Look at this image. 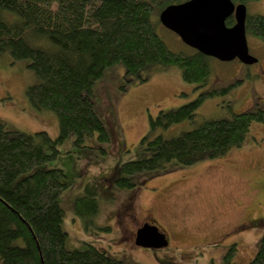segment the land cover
<instances>
[{"label":"trees","instance_id":"obj_1","mask_svg":"<svg viewBox=\"0 0 264 264\" xmlns=\"http://www.w3.org/2000/svg\"><path fill=\"white\" fill-rule=\"evenodd\" d=\"M247 1L232 0L235 4ZM180 2L184 0H0V56L5 53L11 62L26 61L25 66L38 77L27 87L26 97L35 108L53 111L59 129L55 137L44 130H0V264H129L91 243L83 249L65 246V214L59 201L69 183L63 182L61 169L37 166L52 160L57 146L68 138L80 147L90 136L102 143L112 139L92 96V84L106 68L119 64L127 82L135 77L144 81L140 71L159 63L177 66L185 82L203 86L209 81V56L194 48L174 52L155 29L161 23L151 18L152 13ZM233 23V16L225 21L226 26ZM244 25L246 34L264 40V14H247ZM37 37L50 45L35 41ZM253 90L252 107L204 119L177 134L174 126L191 120L215 90L203 91L178 107L158 110L138 140L144 155L118 166L121 176L114 179L116 185L135 187L147 181L137 183L132 178L140 172L159 176L168 173L171 164L185 167L222 158L242 146L253 122L264 123V105L259 106L261 98ZM101 104H96L99 111ZM105 117L108 121L110 116ZM85 190V196L75 201L80 217L96 215L99 208L96 193ZM253 224L264 228V216ZM259 238L248 264H264V232ZM236 252L235 244H230L220 264H236Z\"/></svg>","mask_w":264,"mask_h":264},{"label":"rangeland","instance_id":"obj_2","mask_svg":"<svg viewBox=\"0 0 264 264\" xmlns=\"http://www.w3.org/2000/svg\"><path fill=\"white\" fill-rule=\"evenodd\" d=\"M245 3L248 15L264 14V0ZM158 14L153 12L151 18L158 20ZM155 29L174 52H190L169 29L161 24ZM246 35L248 52L257 62L245 65L237 59L221 61L209 56V81L203 86L183 81L177 66L155 63L140 71L144 81L135 77L131 82L126 81L119 64L104 69L102 78L92 84L93 106L112 139L102 143L94 135L80 147L68 138L57 146L52 160L37 166L61 169L63 182L69 183L59 201L65 214V246L83 249L91 243L129 264H220L227 247L234 243L237 252L233 261L249 263L264 232L250 222L252 216H264V123L253 122L244 144L222 158L185 167L171 164L168 173L155 177L140 172L132 178L137 183L147 181L135 187L121 188L114 182L121 174L118 166L122 162L144 155L138 140L158 110L178 107L203 91L215 90L191 120L174 126L177 134L204 119L252 107V88L263 107L264 40ZM35 41L50 45L43 37ZM25 64V60L11 62L5 53L0 56V130H44L55 137L59 131L55 113L35 108L26 97L27 87L38 77ZM97 103H102L103 112ZM103 114L110 116L109 124ZM86 188L96 193L99 208L96 215L80 217L75 213V201L85 196ZM144 221L153 222L165 233L166 247L140 248L133 242L134 231Z\"/></svg>","mask_w":264,"mask_h":264},{"label":"water","instance_id":"obj_3","mask_svg":"<svg viewBox=\"0 0 264 264\" xmlns=\"http://www.w3.org/2000/svg\"><path fill=\"white\" fill-rule=\"evenodd\" d=\"M229 16L234 23L225 25ZM246 5L232 0H184L173 3L159 12L161 25L190 48L221 61L237 59L245 65L257 62L248 52L245 20ZM138 247L162 249L168 245L164 232L154 224L144 223L135 232Z\"/></svg>","mask_w":264,"mask_h":264},{"label":"flooded vegetation","instance_id":"obj_4","mask_svg":"<svg viewBox=\"0 0 264 264\" xmlns=\"http://www.w3.org/2000/svg\"><path fill=\"white\" fill-rule=\"evenodd\" d=\"M253 217H254V216H252V219L250 218V219H251L250 222H251L252 224L254 223V221H256V220L259 218V217H258V218H256V219H254L255 217H254V218H253ZM144 223H149V224H151V223H153V222H147V221H144V222H142V223L140 224V226L143 225ZM140 226H139L138 228H140ZM233 227H236V225H233ZM138 228H137V229H138ZM137 229H136V230H137ZM136 230L134 231V233L136 232ZM159 231H160V230H159ZM135 234H136V233H135ZM134 238H135V237H134ZM134 238H133V242H134Z\"/></svg>","mask_w":264,"mask_h":264}]
</instances>
